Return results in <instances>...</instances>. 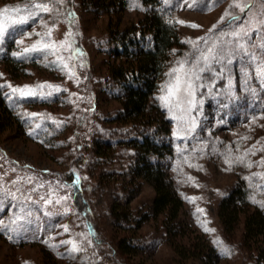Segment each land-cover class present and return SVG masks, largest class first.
Segmentation results:
<instances>
[{
	"label": "rangeland",
	"instance_id": "374dc122",
	"mask_svg": "<svg viewBox=\"0 0 264 264\" xmlns=\"http://www.w3.org/2000/svg\"><path fill=\"white\" fill-rule=\"evenodd\" d=\"M164 1L169 7L175 6L172 16L188 46L167 69L165 84L157 95L176 145L174 155L161 163L183 201L182 231L173 239L167 236L163 216L137 225L143 213L150 212L155 191L148 181L136 176L126 153L130 148L125 151V146H113L111 158L98 154L103 151L102 140L126 128L106 120L121 109V104L107 90L110 56L104 49L110 46L115 24L120 23L121 28L142 26L145 13L139 0L113 16L88 7L86 0H64L61 4L52 0H0V9L18 5L25 9L30 3H48L53 9L48 13L32 9L34 18L24 25L9 26V32L0 37V45L3 39H11L14 53L25 54L24 49L33 44L42 47L44 42H55L56 53L27 52L35 58L34 63L15 75L0 60V82L11 88L28 86L37 90L40 98L56 93L55 100L47 104L25 102L15 108L13 116L22 122L27 114H36V120L42 115L61 126L60 135L46 141L30 135L24 127L21 131L15 127L0 130V264L254 262L242 246L243 225L226 233L218 206L242 179L250 181L254 201H264V166L260 163L264 160V76L259 75L264 50L254 47L264 42V30L254 32L259 29L256 21L264 7L261 0H248L252 5L241 13L230 8L233 0ZM226 11L230 15L221 22ZM235 14L241 17L233 22L230 18ZM12 15L18 19L28 12ZM241 28L248 30V36L233 35ZM201 54L209 60L205 62ZM252 55L255 60H251ZM181 62L183 71L173 72L181 68ZM65 63L68 68L62 69ZM186 73L196 86V105L190 114L195 120L194 131L173 119L180 115L179 110L170 111L160 99L167 95L166 86L175 82L176 75L187 79ZM41 84L53 88L37 89ZM254 201L251 206L257 208ZM118 204L129 208L133 223L115 217ZM205 227L214 231L205 232ZM123 238L133 241L126 254L119 243ZM22 239L26 242L19 243ZM217 240L220 243H214ZM67 241L74 242L79 251H72ZM172 242L179 247L195 242L209 245L214 258L207 253L185 258Z\"/></svg>",
	"mask_w": 264,
	"mask_h": 264
},
{
	"label": "trees",
	"instance_id": "16d2710c",
	"mask_svg": "<svg viewBox=\"0 0 264 264\" xmlns=\"http://www.w3.org/2000/svg\"><path fill=\"white\" fill-rule=\"evenodd\" d=\"M133 1L86 0V4L113 16L130 7ZM139 2L145 13L142 26L121 28L120 23L115 24L116 27L111 30L108 41L110 46L104 49L110 56L106 81L109 89L106 88L111 97L121 104V109L107 116L106 120L126 128L117 129L116 134L113 133L109 139L102 140L99 146L103 151L98 154L99 157L111 158V154L115 152L113 146H125V151L130 148L126 153L134 163L136 176L148 181L155 191L149 207L151 213H143L137 220V225L142 221L163 216L162 222L167 236L173 239L182 231L180 215L183 201L175 193L174 181L161 163L174 155L176 145L171 134L170 120L157 95L165 84L167 69L184 55L188 46L181 38L177 21L172 16L175 6L169 7L167 3L165 5L164 0ZM233 16L241 17L240 14ZM230 19L232 20V16ZM9 30L10 28L8 32ZM10 40L3 39L1 42L0 60L4 61L8 71L15 75L26 65L34 63L35 58L22 52L14 53ZM5 85L8 84L0 82V86ZM54 95L41 101L38 96L23 98L13 93L11 87H0V130L15 127L21 131L24 127L27 133H32L35 137L40 136L45 141L59 136L61 126L49 117L38 115L40 118L36 120L37 116L27 114L22 117L21 122L13 116L15 108L32 102L47 104L48 101L55 100ZM249 182L243 179L238 181L236 187L221 199L218 215L226 233H232L240 224L243 225L242 246L252 254V264H264V207H259L264 201L256 200L257 208L251 206L254 199ZM3 206L5 205H2V208ZM114 214L120 221H134L131 211L124 205H116ZM22 240L23 242H18H26ZM119 243L124 254L133 247L131 238H123ZM172 245L185 258L199 254L206 256V253L210 258H214V249L200 242L192 243L191 246L181 244L179 247L173 242Z\"/></svg>",
	"mask_w": 264,
	"mask_h": 264
},
{
	"label": "snow or ice",
	"instance_id": "6c2138e0",
	"mask_svg": "<svg viewBox=\"0 0 264 264\" xmlns=\"http://www.w3.org/2000/svg\"><path fill=\"white\" fill-rule=\"evenodd\" d=\"M53 3L55 4H61L64 2V0H52ZM261 5L262 7H264V0H261ZM191 6V5H189ZM249 4H248V0H233L232 4L230 5V8L232 9H239L241 13H244L246 10L249 9ZM32 9H37L40 12H51L53 11L52 8L49 7L48 3H30L28 5H26L25 9H21L20 6H16L14 8H8V7H4L2 9H0V37H3L4 33L8 30L9 26H16V25H24L26 23H28V20L30 18H34L35 13L32 11ZM27 11L28 15L27 16H22L20 18H14V16L12 15L13 13H19L21 11ZM230 15V12L226 11L224 13V15L221 17V22H223V20L228 17ZM236 17L232 16V21H236ZM178 23L184 25L186 24L185 21H178ZM249 23H251V21H249ZM256 23L259 25V29H254V32L256 30H264V12L261 13V16L257 19ZM188 26H191L193 28L198 27L195 24H190ZM216 26L214 25L213 28H215ZM47 35L50 37L51 36V30L47 33ZM70 35V34H69ZM233 35H243V36H248V30L246 28H241V31L239 33H233ZM21 43L23 41H20ZM189 43H193L195 46V42L193 41H189ZM64 42H61V46H63ZM239 48L243 49L244 45H238ZM254 47H258L261 50H264V42H262L261 44H259L258 46H254ZM56 44L55 42L52 43H47L44 42L42 47L38 46L37 44H33L31 48H26L24 49V52H34V51H42V50H51L53 54L56 53ZM209 51H213L212 49H209ZM245 54H247V52H245ZM15 55V54H14ZM201 59H203L205 62H207L209 60V56L201 54ZM251 60H255V56L252 55L251 56ZM231 62V60H229V63ZM68 65L65 63L62 65V69H67ZM201 71H204V69H200ZM183 71V65L181 62V68L180 69H173V72L175 73H181ZM187 75L188 78L184 79L183 75L177 74L176 78H175V82L171 83L169 85L166 86L167 88V95L160 97V99L164 102V106L168 107L170 109V111L175 108L177 110H179L180 115L176 116L174 115L172 118L178 120L179 122H181L182 124H187L189 125L188 127V131H194L195 129V120L194 118L191 117V112L193 110V108L196 105V100H195V85L192 82V78L191 75L189 74H184ZM259 75L264 76V65L261 66V69L259 71ZM71 76H74V72H72L70 74V78ZM0 87H11L10 85H5V86H0ZM37 89H44V88H53V86L51 84H41L36 86ZM57 91H59L60 89L57 88ZM12 92L16 93L19 92L20 96L23 98H28V97H32L35 98L39 95V92L35 89L29 88L28 86H25L24 88H12ZM182 94H183V98H182ZM48 96L52 95L51 92H48L47 94ZM41 98H47L46 96H42ZM186 105V106H185ZM33 116H35L36 114H32ZM37 127H40L39 125H37ZM30 135H32V133H29ZM264 150V149H262ZM240 162H243V158H240ZM226 163H231V161H226ZM261 166H264V160H262L261 162ZM251 165H249L250 167ZM66 199V198H65ZM59 202V201H57ZM255 202V201H254ZM261 207H264V204H261ZM198 212H202V209H197ZM65 231H67V229H65ZM205 232H210V231H214L212 229H209L207 227L204 228ZM65 243H71L72 244V251H79V248L77 247V245L72 242V241H67ZM214 243H220L219 240L214 241Z\"/></svg>",
	"mask_w": 264,
	"mask_h": 264
}]
</instances>
